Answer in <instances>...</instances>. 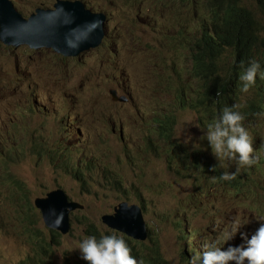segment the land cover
<instances>
[{
	"label": "rangeland",
	"instance_id": "rangeland-1",
	"mask_svg": "<svg viewBox=\"0 0 264 264\" xmlns=\"http://www.w3.org/2000/svg\"><path fill=\"white\" fill-rule=\"evenodd\" d=\"M12 1L25 16L35 8L51 7L54 3V0ZM83 1L91 9L105 11L109 20L108 32L100 46L79 59L62 57L49 49L0 44V139L17 155L7 166L0 156V177L8 178L7 167L9 176L25 185L30 199L61 185L72 199L85 205L84 210L74 212L70 233L62 237V245L52 253L53 264H63L66 258H82L76 247L82 237L89 235L88 223H93L100 232L105 231L104 227L99 228L101 216L111 213L126 198L145 207V219L153 237L147 243L148 249L158 248L166 259L181 264L175 224L185 218L188 233L200 235L198 202L202 194L213 192L218 185L214 169L210 168L205 175L198 171L207 161L203 157L196 160L189 156L185 165L186 169L190 166L189 171L180 169L178 174L169 164L165 150L154 152L145 144L153 110L159 101L167 104L173 98L172 93L160 94L155 90L158 76L164 73L162 64L169 63L170 56L158 58L156 55L164 45L149 42L153 36L172 37L171 30L181 25L189 27L187 17L191 21L199 19L197 7L186 8L173 0ZM167 74L163 76L166 83L176 81L170 70ZM185 77L182 84L197 87L189 73ZM119 82L125 83L120 94L127 88L133 101L122 105L112 101L109 90ZM192 94L195 95L194 90ZM249 94L243 93L241 100ZM166 112L176 116L175 137L183 146L189 151L211 152L207 139L202 138L207 124L199 122L197 113L174 104ZM247 125L251 135L264 141L262 118L258 125L248 119ZM113 126L117 129L115 133ZM120 127L127 138L125 142L121 141ZM13 133L22 136L6 141ZM151 140L156 141L154 137ZM40 141H46L43 145L46 153L60 154L67 170L55 169L42 155L34 153ZM181 155L185 157L184 153ZM86 156L92 159V164H96L95 156L101 158L115 175L126 179L121 191L127 194L98 184L87 186L90 190L86 192L73 176L76 161ZM211 161L219 162L214 155ZM5 179L0 178V207L8 208L19 201L25 204L27 197ZM14 214L10 211L0 223V264H25L23 260L32 253L26 239L11 227ZM220 215L225 218V212ZM258 218L256 214L249 216L248 231L257 225ZM196 240L203 238L198 236Z\"/></svg>",
	"mask_w": 264,
	"mask_h": 264
},
{
	"label": "clouds",
	"instance_id": "clouds-1",
	"mask_svg": "<svg viewBox=\"0 0 264 264\" xmlns=\"http://www.w3.org/2000/svg\"><path fill=\"white\" fill-rule=\"evenodd\" d=\"M71 1H80L85 6V8L91 12L102 13L104 15V20L101 26L102 38L99 45L96 47L82 51L75 56H65L63 54L54 52L51 48H46L44 46L39 48H31L28 44H21L17 47L12 45L7 46L1 42L0 44L4 47L12 48L26 46L32 50L49 49L53 53L61 55L62 57L79 59L86 52L97 48L103 42V39L108 32L107 23L109 16L105 11L91 9L85 4L83 0ZM55 2L56 0H54V3ZM53 4L51 7L39 8L52 9ZM242 4H245V0L242 1ZM18 12L25 18L29 17V15L25 16L21 11ZM258 16L260 15L258 14ZM187 21L190 22L189 27L181 25V27L174 28V30H171L173 32V36L168 39L159 36H153L150 39L149 43L161 42L164 45L163 50L158 52L156 55L158 58H161L164 55L170 56V62L162 64V70L164 73L158 76L159 79L155 82V90L160 94L172 93L173 95L172 100L167 104L161 103V101H159L158 107L155 109L166 110L170 105L173 104L174 92H166V90H163L160 87V83H166L163 80V76L168 75V70L173 73L178 83H181L183 79H187L185 77V74L187 73L190 74V78L192 79L190 73L192 71V49L189 48V43H191L193 40V37L195 36V33L198 29L199 19L197 21H191L187 17ZM171 63H174L173 67L171 66ZM238 79L241 82L240 91L242 92L238 101L242 99L243 93H247L248 91L251 94L244 97V100H241L240 102L244 103V101H251L258 98L263 100L264 68L261 67L259 60L250 58L248 66L239 74ZM178 85L179 84H177L176 87ZM122 88H125V83L119 82L117 83L116 87L110 88L109 90L110 93L113 90L119 97L123 96L126 98L125 101L114 100L113 94L111 93V99L115 104L122 105L134 100L127 88L124 90L123 94H120L119 90ZM243 107L244 105L242 103L225 105L220 109L218 115L213 119V121L206 125V131L203 133L202 138H206L208 145L210 146L211 154L206 153L207 159L210 162H204V164L198 168V171L201 172L202 175H205L208 174L210 168L214 169L215 174L217 172H221V179H223V181H221V179L216 175V184L218 185V188L209 194H202V196L204 195L205 198L203 201L198 203L197 211L201 225L200 235L193 231L188 233V224L185 218L180 219L181 221L182 219H185L183 225L181 224L180 220L176 222L175 225L178 233L177 239L179 241L177 244L178 258L181 264H264V141L256 139L248 131L249 128L247 121L244 120V113L240 110ZM32 111L37 112L38 110L32 109ZM261 118L264 121V114H262V117L259 116L257 119L250 118V120L258 125ZM69 119L70 116L67 117V120ZM153 124L150 122L148 133H146L147 140L145 144L148 149L156 152L160 149V142L158 137L152 132ZM116 131L117 129H115L113 126V132L115 133ZM173 133L174 138L176 139L175 127ZM119 135L122 142L127 140L126 136H124L122 127L119 128ZM21 136V133H13L10 134L9 139L6 141H15ZM153 137L156 139V141L151 140ZM177 141L179 142V140ZM45 142L46 141L37 142L34 153L37 155H42L44 160L47 159L55 169H62L64 171L67 170V165L63 161H60L59 153L45 152V149L43 148ZM150 142L153 143L152 147L148 146ZM160 145L162 144L160 143ZM9 150L14 149H12L9 144H3L0 139V156L3 157V162L6 166L9 162H13L17 156L14 154L13 160H9L8 158L4 157V154ZM164 150L165 148L160 149L162 152ZM165 151L164 153L166 156ZM181 154L182 151L179 149L176 151L175 156L177 160L175 162H169L168 160L169 164L173 166L174 169L177 167L179 168L183 161ZM213 155L219 161L217 164H213L211 161ZM87 158L88 157L86 156L83 159ZM95 158L96 164H92V159H87L88 165L83 168L76 176L74 175L75 169L73 171L75 180L81 184L86 192H89L90 190L87 188V186H93L94 184L111 188L112 190H116L112 187V185L115 183L123 182V186L125 185L126 179H124L122 176L115 175L111 167L106 166L105 162L102 161L101 158L96 156ZM81 160L76 161L75 168ZM61 164L66 166L62 168L60 166ZM205 169L207 170L203 172ZM5 174L8 178L5 179L4 176H1L0 178L2 180L5 179L7 183L11 182L17 185L20 193H22L20 187L23 186L24 194L22 193V195L23 197H27V201L25 204L21 201L15 202L8 208L0 207V223L5 221V218L10 211H14L15 214L11 218V227L19 233L20 237L25 238L28 245L30 246L32 253H28L27 257L33 254L32 246L40 248V240L49 243L51 250L53 251L52 253H55L56 249L62 245V237L68 235L71 231L72 217L74 212L84 210L85 205L72 199L61 185L48 189L43 195L30 199L29 195H27V188L25 185L16 178L10 177L7 172V167L5 169ZM123 186L120 190H122ZM58 191H62L64 193L66 198H68V203H75L78 205L73 209L67 208L69 230L66 233H63L57 227L48 226L45 223L41 211V207L47 203L43 201H48V199L50 200ZM118 192L126 194V191ZM231 192L234 194L230 196L229 194ZM122 203L138 205V207L141 209V216L145 222V229L148 235L146 240L141 241L135 239L134 237L124 233L121 229L110 226L103 220L104 216L115 215L116 212L119 211L120 204ZM144 210V205L139 201L136 202V200L132 201L130 199H121V202L113 207L111 213H104L101 216L102 225H100L99 228L101 229V227H104L105 231L100 232V230L93 223H88V228L90 231L89 235L82 237L78 241L76 247L79 249L82 258L79 260H72L82 262V264H142L141 259L131 255V249L126 240L128 238L131 239L133 244L135 242H145L147 244L148 241H152V232L145 219ZM33 211H35L33 218L34 224L23 230L15 228L16 225H19L23 219ZM221 212H225L224 219L220 215ZM49 214L52 217L51 223L54 226H58L63 221V211L56 212L55 209H50ZM251 214H256L259 218L256 219L258 220L257 225L248 231L246 224L249 222V216ZM41 222L43 223V226ZM95 230L100 233L99 236L95 235ZM190 234H192V238L188 239ZM198 236L203 238V241L195 240L193 242V240ZM232 238L233 240H231ZM186 242H189L188 255L185 254V248L183 247ZM232 242L234 244H232ZM156 254H159L163 260L169 262L170 264H176L174 259H166L158 248L156 249L155 256ZM27 257L23 260V262L25 264H32L31 260H26Z\"/></svg>",
	"mask_w": 264,
	"mask_h": 264
},
{
	"label": "trees",
	"instance_id": "trees-1",
	"mask_svg": "<svg viewBox=\"0 0 264 264\" xmlns=\"http://www.w3.org/2000/svg\"><path fill=\"white\" fill-rule=\"evenodd\" d=\"M173 1L186 8L189 5H196L197 15H199L198 29L189 43V48L192 49L190 73L197 87L178 83L177 80L160 83V87L166 92H174L173 104L178 108H188L197 113L201 124L211 123L223 106L233 103L244 105L240 110L244 113L246 121L250 118L262 117L264 97L263 100L258 98L244 101V103L240 102L241 100L238 101L242 94L238 77L248 66L250 58L259 60L261 67L264 68V0H245L244 5L243 0ZM171 66L173 67L174 63H171ZM177 84L179 87H176ZM192 90H194V96ZM151 124H153L152 132L162 144L160 149L165 148L169 162L177 160L175 157L177 150L181 149L184 153L185 157L182 156L183 161L179 168L174 169L178 174L180 169L189 171L185 167L189 156L196 160L203 157L207 160L205 162H210L206 155V153L211 154L210 151H189L187 146H183L174 138L176 116L171 112H166L165 109H154ZM148 146L152 147L153 143L150 142ZM14 154V150H9L4 157L13 160ZM87 165V159H82L75 168L74 175L76 176ZM60 166L64 168L66 165ZM216 175L221 179V172H217ZM122 186L123 182L112 185L118 191H121ZM20 190L24 194L23 186ZM34 212L26 216L15 228L23 230L34 224ZM95 235L99 236L100 233L95 230ZM126 242L131 249V255L141 259L142 264H170L159 254L155 256L157 248L148 249L145 242L133 244L129 238ZM39 246L40 248L32 246L33 254L26 260H31L32 264H53V251L50 244L40 240ZM63 264H82V262L66 258Z\"/></svg>",
	"mask_w": 264,
	"mask_h": 264
},
{
	"label": "water",
	"instance_id": "water-1",
	"mask_svg": "<svg viewBox=\"0 0 264 264\" xmlns=\"http://www.w3.org/2000/svg\"><path fill=\"white\" fill-rule=\"evenodd\" d=\"M102 13H93L80 1L56 0L52 9L36 8L29 17H23L11 0H0V42L7 46L28 44L31 48L46 47L65 56H75L80 52L99 45L102 38ZM114 100L125 101L113 90ZM62 191L41 207L43 218L48 226L59 228L63 233L69 230L68 210L78 205L68 203ZM127 205V206H126ZM50 209L63 211V221L54 226L51 223ZM138 205L120 204V209L113 216H104L110 226L121 229L135 239H147L145 222Z\"/></svg>",
	"mask_w": 264,
	"mask_h": 264
},
{
	"label": "bare ground",
	"instance_id": "bare-ground-1",
	"mask_svg": "<svg viewBox=\"0 0 264 264\" xmlns=\"http://www.w3.org/2000/svg\"><path fill=\"white\" fill-rule=\"evenodd\" d=\"M233 194H234V193L231 192L229 195L231 196V195H233ZM204 198H205V196L203 195L202 198L199 200L198 203H200L201 201H203ZM184 220H185V219H182V221L180 220L182 225L184 224ZM190 238H192V234H190V235L188 236V239H190ZM195 240H196V239H194L193 242H194ZM188 243H189V242H186L185 245H184V248H185V254H186V255L189 254V244H188ZM223 247H224V246H223Z\"/></svg>",
	"mask_w": 264,
	"mask_h": 264
}]
</instances>
